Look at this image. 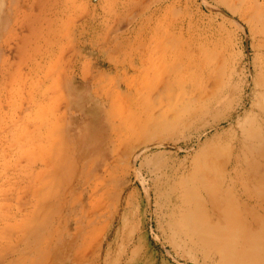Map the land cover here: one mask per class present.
Instances as JSON below:
<instances>
[{"label":"rangeland","instance_id":"1","mask_svg":"<svg viewBox=\"0 0 264 264\" xmlns=\"http://www.w3.org/2000/svg\"><path fill=\"white\" fill-rule=\"evenodd\" d=\"M0 264H264V0H0Z\"/></svg>","mask_w":264,"mask_h":264},{"label":"bare ground","instance_id":"2","mask_svg":"<svg viewBox=\"0 0 264 264\" xmlns=\"http://www.w3.org/2000/svg\"><path fill=\"white\" fill-rule=\"evenodd\" d=\"M250 149H251V147H250ZM252 151H253V149H252Z\"/></svg>","mask_w":264,"mask_h":264}]
</instances>
